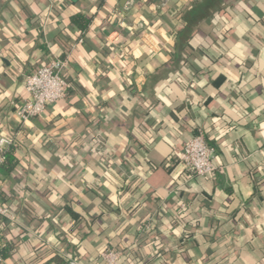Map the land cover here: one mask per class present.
<instances>
[{
    "label": "crops",
    "instance_id": "0c3cea01",
    "mask_svg": "<svg viewBox=\"0 0 264 264\" xmlns=\"http://www.w3.org/2000/svg\"><path fill=\"white\" fill-rule=\"evenodd\" d=\"M188 7V28L174 47L184 25L176 14ZM77 15L90 20L85 43L72 24ZM257 31L264 36V0H0V136L30 153L21 173L3 171L0 179V199L16 217L4 235L19 243L0 264H28L38 251V264L71 259L70 252L80 259L69 264H105V238L125 225L142 243L118 252L117 264H263L264 47L255 52ZM52 59L67 61L64 76L75 92L23 125L16 107L28 97L25 78ZM195 133L216 148L212 180L180 165ZM77 135L98 138L106 161L143 184L122 199L125 223L112 216L106 237L101 218L71 234L83 208L102 215L86 185L119 187L104 178L108 169L94 153L66 152ZM69 199L78 203L71 208Z\"/></svg>",
    "mask_w": 264,
    "mask_h": 264
},
{
    "label": "trees",
    "instance_id": "16d2710c",
    "mask_svg": "<svg viewBox=\"0 0 264 264\" xmlns=\"http://www.w3.org/2000/svg\"><path fill=\"white\" fill-rule=\"evenodd\" d=\"M195 3V2H194ZM194 5V4H193ZM189 12V7L183 9L182 11L178 12L176 14V19L181 20L182 22H184L183 25V29L178 31L177 33L173 34L172 37V41H173V46L177 47V45L179 44V37L181 36V34L184 33V31L188 28V19H187V14ZM89 21L90 20H86L85 18H83V16L81 15H77L74 16L72 18V24L77 25L79 27V39L81 41H83L85 43V36H86V32L88 30V25H89ZM257 36V45L255 44V52L257 54H259V52L263 49L264 47V36L259 35L258 31L256 32ZM255 39V38H254ZM252 42V41H250ZM253 48L252 46L249 47L248 45V49ZM122 57L126 58L128 57L127 54L122 55ZM65 79L68 83V88L66 90V94L65 97H68V95L72 92H75V88L73 87V81L70 79V77L68 75L65 76ZM24 130H22L23 132ZM139 134H141V131L138 132ZM199 134L195 133L191 139L197 137ZM190 139V140H191ZM46 143H47V139ZM136 143L139 144V141H136ZM208 143V142H207ZM208 145L214 149V152L216 151L215 146L211 145L208 143ZM101 146L102 143L98 138H90L89 136L86 135H77L74 138L70 139L65 146V150L66 152H85V151H89L92 152L96 155L97 159L99 162L103 163L105 167L108 169V173L105 175L104 178H107L108 182H111L113 184H117L118 190H116V192H106L103 190V186L101 183H99L100 181L98 180L96 183V185L90 184V185H86V195H89L91 198H93L94 200H100V209L101 211V216L98 217H91L88 215L87 210H85L83 208L82 211L78 212L79 214H77L79 216L78 221L76 222H72V227H71V234L73 232H76V230H78V228L82 225L85 224L88 227H92V225L97 224V219L100 220L103 219V226H101V230H102V236L104 235L106 237V235L109 234L108 232V227L110 226V220L113 218L112 216H115L117 219L116 221L122 223L121 226L124 225L125 223V217L124 215L127 214L128 215V209H125L122 205V199H124V197L128 196V192L130 193V196L132 197L136 192L138 193L140 191V189L142 188L143 184L142 183H131L128 178L126 176H124L121 172H117L115 170V168L113 167V163L112 161H106V159L104 158V156L101 153ZM30 153L28 151H24V145L22 144L21 141H18L17 139H13L12 144L9 147L8 152L5 155V163L2 167L1 173L3 171H6L8 174H18L21 173L22 171V164L24 162L25 159L29 158ZM169 162V161H168ZM180 165H182V163L180 162ZM182 167L185 169V171H187V169L182 165ZM196 177H202V176H198L195 174ZM205 179H213V175L212 176H206V177H202ZM107 183V182H105ZM9 201L5 198L0 199V204L9 209L11 211V206L8 203ZM68 202V206H70L71 208H73V204H77L78 201H74V200H70L67 201ZM139 207V201L135 202L134 205H132L131 207H129V213H133L136 211V209ZM82 208V207H81ZM124 214V215H123ZM97 218V219H96ZM141 225L143 223V219L140 220ZM155 221L152 220L150 223V228H151V235H153V225H154ZM9 223L5 220V219H1L0 218V258L1 259H12L14 258V256H16V251L18 249V245L19 243L14 241V240H9L5 237L4 235V231L7 229ZM120 226V227H121ZM130 230L128 231V226L125 225L123 227V229L121 231H119L117 234H115L114 236H108L105 238V242H104V246L100 249L99 251V257L102 260V255L104 253L107 252H120V251H127L129 250V248L132 246V244L136 241V242H140L139 244H141L142 242L140 241L141 238L140 237H134L133 235H131ZM106 234V235H105ZM103 236V237H104ZM70 252V251H69ZM70 258L79 261L80 257L78 255H76L75 253H71L70 252ZM41 252L38 251L34 254L33 259L30 260V263L28 264H38L40 262L41 259ZM141 258V257H140ZM68 258L67 259H63L61 256L59 255H55L52 259H50L49 261H47L48 263L45 264H69L70 260ZM142 259H139L137 262L136 260H129L130 264H140ZM264 264V261H263Z\"/></svg>",
    "mask_w": 264,
    "mask_h": 264
},
{
    "label": "built area",
    "instance_id": "2783aa9c",
    "mask_svg": "<svg viewBox=\"0 0 264 264\" xmlns=\"http://www.w3.org/2000/svg\"><path fill=\"white\" fill-rule=\"evenodd\" d=\"M66 65V60L52 59L46 65L26 76L24 87L28 97L16 107L17 117L23 125L41 117L48 106L65 98L68 88L64 76ZM12 142L13 138L7 135L0 136V179L5 155ZM214 154V149L200 134L186 144L180 155V162L188 171L194 172L198 176H212L218 171L213 162ZM0 218L12 223L16 217L9 209L0 204ZM120 257L118 252H107L102 255L105 264H117Z\"/></svg>",
    "mask_w": 264,
    "mask_h": 264
}]
</instances>
